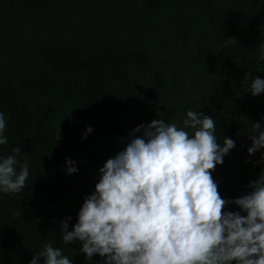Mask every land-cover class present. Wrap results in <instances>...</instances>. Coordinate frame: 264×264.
<instances>
[{
    "label": "trees",
    "instance_id": "trees-1",
    "mask_svg": "<svg viewBox=\"0 0 264 264\" xmlns=\"http://www.w3.org/2000/svg\"><path fill=\"white\" fill-rule=\"evenodd\" d=\"M262 50L264 0H0V156L20 147L29 166L20 193L0 192V264H30L49 242L73 264H103L63 243L61 221L71 230L99 169L154 119L212 116L218 143L235 141L212 172L218 191H249L264 169V149L247 152L264 93L243 79H264Z\"/></svg>",
    "mask_w": 264,
    "mask_h": 264
},
{
    "label": "clouds",
    "instance_id": "clouds-1",
    "mask_svg": "<svg viewBox=\"0 0 264 264\" xmlns=\"http://www.w3.org/2000/svg\"><path fill=\"white\" fill-rule=\"evenodd\" d=\"M259 59L264 61V50ZM243 84L252 96L264 93V79L250 72ZM186 116L183 127L158 118L128 134L123 150L99 169V182L71 230L70 216L61 221L64 244L80 242L86 260L99 255L103 264H264V169L245 194L222 198L212 172L235 141L218 143L212 116L192 110ZM6 127L0 112V145L8 142ZM248 137L249 156L264 149V126L252 123ZM20 154L16 147L0 156L2 193L17 194L26 186L29 166ZM74 163L67 162L68 174L78 171ZM231 204L239 211H225ZM41 258L43 264H73L50 242L30 264Z\"/></svg>",
    "mask_w": 264,
    "mask_h": 264
}]
</instances>
